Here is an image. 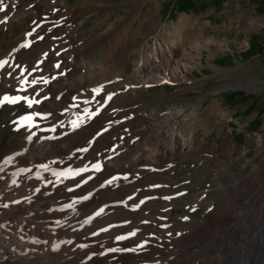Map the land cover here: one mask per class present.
I'll use <instances>...</instances> for the list:
<instances>
[{"label":"rangeland","instance_id":"374dc122","mask_svg":"<svg viewBox=\"0 0 264 264\" xmlns=\"http://www.w3.org/2000/svg\"><path fill=\"white\" fill-rule=\"evenodd\" d=\"M57 1L62 3L65 11L69 13L75 11L76 14L79 11L77 7L86 0ZM105 1L95 3L97 5L92 3L93 5L88 6L89 8L87 7L81 14L88 26L85 30L90 36H95L94 38L87 36V32H83L82 36L77 35L78 38L76 36L73 42L71 38L66 39L62 35L61 27L71 24V28L76 31L81 22L72 18L66 22L50 20L51 22H45L46 25L44 22L39 24L38 32L40 30L44 32L41 34L43 38L38 35L36 38L34 34H29L23 41L15 42V45L0 57V90L3 94L5 93L4 96L8 95L13 100L15 97L10 88L12 81L26 76L25 72L31 69L30 60L32 65L36 53L39 52L37 47L45 44L44 41L46 42V51H42L44 54L51 48L52 51L60 49L59 60L66 65L72 63L71 70L68 68L59 70V81L62 82V76L69 81L62 82L67 89H71L75 76L98 80L97 84L82 82L83 85L72 92L68 100L66 99L67 89L55 94L53 107L44 109V113L43 110L36 113L33 120H30L37 131L32 129L33 138L35 137L36 141L45 139L47 134L43 131L47 128L45 124L50 123L56 128L60 127L56 134H52L54 135L51 139L53 145L67 142L72 139L70 137L87 127L89 130L87 129V134L85 133L83 139L78 141L74 149L69 150L70 154H68L71 158L68 163L62 161L59 155L54 157L59 158L57 165L62 167L56 165V178L53 177L52 182L50 180L49 183L47 182L51 190L46 194V198L50 199L52 204L46 210L38 212V217L46 216V221L43 219H39L40 222L37 221L45 232L50 229L47 232L48 242H41L40 238L33 240L29 238L25 243H30L28 244L30 246L35 242L34 244H38V252L44 250L50 253L48 258L53 259L52 264H81L82 262V264H90V256L105 249L107 259H110L109 256L128 258L135 253L149 251L154 246L157 247L153 249L152 252L155 251L153 255L147 252L138 255L137 259L128 263L111 260L101 264H143V262L145 264L147 261L152 264H256V249L260 250L261 247V251H264V242L258 245L264 240V221L257 220L253 226L242 229L247 226L244 225L242 230L234 228L231 235L235 236H230L228 243H224L223 246L218 247L214 239L222 235L225 229V216H222L223 212L217 216V206L221 200H226V197L230 200L238 196L241 202L235 203V208L231 206L230 210H233L232 214L239 216L241 207L248 204L242 201L244 200L242 184L247 180L246 173L252 169L253 165L264 161V0H194L190 7L182 10L177 6L176 0ZM23 5L27 10L38 12L41 1L18 0L15 6L19 9ZM3 8L4 10L0 11V24L4 23L5 16L10 11V0L3 2ZM182 17L185 18L184 23L180 21ZM124 28H127V33L140 34L141 36L136 39L138 41L143 39L142 44L150 52L156 50L167 56L174 46L179 47L189 56L185 62L188 60L191 66L187 64L188 67L183 69L179 66L178 68L176 63H170L172 72L161 82H147L137 86V100L130 94L126 95L127 87L122 84L126 75L119 69L112 73V76L109 73L97 72L94 66H90L86 71L88 68L83 66L81 60L103 65L104 69L101 57H104V53L106 55L109 48L110 51L118 48L115 45L117 39H114V36L116 32ZM143 29H151V33L143 36ZM252 36H256L255 39L262 46V50L260 53L247 55L251 45L256 47ZM21 44L30 45L22 47ZM135 47L136 44L128 45L123 50H118V53L125 54L127 50H133ZM70 56L74 62L71 61ZM107 59L110 60L109 57ZM3 60L7 62L9 60L12 65L2 66ZM253 60H259L263 69L245 76L218 74L247 65ZM43 61L46 71L52 67V57L43 58ZM103 75L106 76L105 79ZM45 77H48V74ZM248 81H254L256 86L239 84V82ZM30 84L31 80H25L24 85L31 87L32 84ZM44 87L50 93L49 86ZM114 91L116 94L113 93ZM234 91L237 92L233 93ZM131 98L134 100L132 101ZM166 110L170 113L182 110V115L173 120L172 124L176 123L180 127L183 123L184 132L193 134L194 141L198 142L197 144H200L203 149L202 160L198 159L201 156L198 149L188 152L185 150L184 153H174L170 156L162 154L161 159H141V150L153 148L155 129ZM148 113H151L152 117ZM60 115L63 119L65 118L64 123H61ZM148 118H151L150 121L155 124V127H149ZM26 120L23 114L13 109L12 116L7 118L5 127L2 129L13 134L17 128L25 125L23 123ZM90 125H94L93 128H100V134L93 135ZM103 130L106 132L104 133ZM165 141L167 142V138ZM226 142H229L232 149L224 147ZM176 146L180 147V144ZM135 151L140 153L137 154ZM97 163L101 167L99 171L95 168ZM114 163L120 167H114ZM22 187L21 189L25 191L26 188H33V184L27 182ZM92 188H95L94 191ZM73 191L76 194H73ZM70 195L73 197L71 198ZM68 218L69 220L66 221ZM207 224H214L217 229L212 233V228L206 227ZM60 228L64 231L62 232ZM236 236L238 237L235 238ZM195 240L202 241L204 244L202 249H207L201 253L189 251V243ZM43 243L46 245L45 248ZM83 243H85L84 247ZM165 245L170 246L169 252L160 250V255L158 249ZM91 250L94 251L91 253ZM261 251L259 257L263 255ZM142 255L143 258H141ZM260 264H264V258Z\"/></svg>","mask_w":264,"mask_h":264},{"label":"bare ground","instance_id":"6f19581e","mask_svg":"<svg viewBox=\"0 0 264 264\" xmlns=\"http://www.w3.org/2000/svg\"><path fill=\"white\" fill-rule=\"evenodd\" d=\"M40 1H41V8H39L40 10L38 12H35V11H32V10L25 9V6L24 5L21 6L18 9V8H16L17 6H15L16 3L18 2V0H10V11L6 14L5 21H4V23H2L3 25L0 24V57L4 56L6 54V52L10 49V47H12V46L15 45V42L16 43L18 41L20 42V40L23 41L24 39H26V37L29 34L30 35H33L34 34L35 37L37 35L39 37L42 36V38H43V35H41V34H43L44 32L42 30H40L38 32L39 24L40 23L43 24L42 22H44V23L47 22V21L49 22L50 20L51 21H53V20L54 21H57V20L60 21L61 20V21H65L66 22V20H71V18H72V19L77 20L78 22H81L80 27L79 28L77 27V30L76 31L71 28V24H67V25H63L62 24L63 25L61 27L62 28V30H61L62 35L65 36L66 39H70L71 38V40L73 42L75 41L76 36L77 35L80 36L81 34H83V32L84 33L87 32V34H88L87 36H90L89 33H88V31L85 30L86 27L88 29V26H87L86 21L83 19L84 16H82L81 14H83V11L88 6L93 5L95 3H98V2L104 3L105 0H86L83 3H81L79 7H77V10H79V11H77L76 14H75V11L73 13H69V12L65 11L64 7H62V3L58 2L57 0H40ZM3 2H5V0H3ZM105 2H107V0ZM95 5H97V4H95ZM104 6H105V4H104ZM2 16H4V15H2ZM180 21H182L184 23L185 18L182 17L180 19ZM45 25H46V23H45ZM53 25H54V23H53ZM95 26H96V24H95ZM126 30H127V28H124L121 31L116 32V34L114 36V39H117V40H115L116 41L115 45H117L118 48H116V50H114V51H110V48H109L108 49V52L106 53V55L104 53V55H103L104 57H101L102 58V61L104 63V69L102 67L103 65L101 66V65L96 64L94 62H92V64H91V62L86 63L84 60H81V61H83L82 62L83 66H86L88 68L86 71L89 70V67L90 66H94V69L97 72H99V73L101 72L102 74L103 73H105V74H108L109 73L112 76V73H114L117 69H119L122 74H125L126 75L125 79H123L124 81L122 82L123 86H126L127 87L126 95L127 94H130L135 100H137V98H138L137 97V94H136V88H137V86L139 87V85L144 84V83H147V82H151V83L161 82L162 79H164L166 76H168V74H170L172 72V69H170V66H171L170 63H176L177 67L179 66L180 68H183V69H186L188 67V65H189V67L191 66L188 63V60L185 62V60L188 59L189 56L187 55L186 52L183 53L182 52L183 50H181L179 47L173 45L174 46L173 49L171 50V52L167 56L161 54V52L158 53L156 50H155V52H150L147 49V47H145L142 44L143 43V39H139V41L136 39L137 37L141 36L140 34L127 33ZM150 30L149 29L144 30L143 36H145L149 32L151 33ZM59 32H60V30H59ZM96 36L99 37V35H96ZM90 37L91 38H94L95 36L94 37L93 36H90ZM77 38H78V36H77ZM100 40H101V38H100ZM119 40L121 41L120 43L118 42ZM64 41H66V40L64 39ZM78 41H80V40H78ZM69 42H71V41H69ZM106 42H108V41H106ZM44 43L46 44L45 41H44ZM64 43H66V42H64ZM25 44H26V42H25ZM45 44H40L39 47H37V50L39 52L36 53V55H35V57H34V59L32 61V65H30V63H31V60H30L29 67L31 69H29V70H27L25 72L26 73V76H23V78L19 77V78L14 79L12 81V84H11V87L10 88L13 90V96L15 97V99L13 100L8 95L4 96L5 93L3 94L1 92V90H0V264H52L53 263L51 261L53 259L50 260V258H48V256H49L50 253L48 254L44 250H42V251L40 250V252H38L39 251V249L37 247L38 244L36 245V244H34L35 243L34 242L30 246H28V244H30V243H28V242L25 243V242L29 238H31V240H33L35 238H40L41 239V242H46L48 240V237L49 236L47 235V232H48V230H50V229H48L49 227L47 228L48 229L47 232H45V229H43L42 228V225L39 224L37 221L39 219H43V221L44 220L46 221V216H43V218L42 217H38V212L39 211L46 210L48 208V206H50V204H52L51 203V200L48 199V198H46V194L51 190L50 185L48 184L49 183L48 181L50 180L52 182L53 177H55L56 167L57 166L58 167L59 166L62 167V165H57V162H58V159L59 158L57 159V158H54V157H56L57 155H59V157H60V159L62 161H65V162L68 163L70 161V158H71L70 155H69L70 154L69 153V150H71L75 145H77L78 144V141H80L81 139H83L85 133L87 132V129L89 128V127H87V129H85V130H83L81 132L76 133L73 137H70L72 139L68 140L67 142H61L58 145H53L51 139H52V136H54V135H52V134H54V133L56 134L57 129L60 130V127L56 128V126L54 124H50L49 123L47 125L45 124V127H47V128L45 130H43V131H46V133H47L46 135H48V136L45 135V137H44L45 139L42 138L40 141H39V139H37V141L34 140L35 137L33 138V133H34L35 129L33 128V124H32L33 122H31L30 120H33L34 116L37 115L36 113L42 112V110H43V113H44V111H45L44 109H49L51 106L53 107V104H54V101L53 100H54L55 94H57V93H59V92L64 91V90L67 89L62 82H67L68 79L66 77H63L62 76V79H61L62 82H60L59 81V70L62 69V68H68L70 70L72 69V63H71V65H66L65 63H62L59 60L60 57L58 55H59L60 49L53 50L52 51L51 50L52 48H51L50 49L51 51L49 50L46 54H44L42 51H46L45 50L46 49V45ZM78 44H80V43H78ZM113 44H114V42H113ZM135 44H136V47H137V48L135 47L136 50H135V48L133 50H130L129 49V50H127L125 52V54H123V52H122V55H119L118 50L121 51L126 46H128V45L129 46H132V45H135ZM21 45H23V44H21ZM28 45H30V44H27V46ZM47 45H49V44L47 43ZM52 46H53V44H52ZM105 46H106V44H105ZM128 48H130V47H128ZM55 49H57V48H55ZM62 49H63V47H62ZM101 50H102V48H101ZM81 51H83V50L81 49ZM21 54H23V53H21ZM29 55H31V54H29ZM17 56H19V55H17ZM47 57H50V58L52 57L53 64H52V67L51 68L49 67L50 69H48L46 71V69L44 67L43 58L46 59ZM108 57L110 58V60L107 59ZM26 58H27V56H26ZM9 59H11V58H9ZM70 59H71L72 62H74V60H73V58L71 56H70ZM19 61H18V63H19ZM25 61H27V60H25ZM47 61H48V59H47ZM87 61H88V59H87ZM182 61H183V63H181ZM13 64H14V62H13ZM9 65H12V64H10V61L9 60H8V62L7 61H4V60L2 61V66L7 67ZM57 65H59V67H57ZM10 67H12V66H10ZM20 67H21V65H20ZM262 69L263 68L261 66L260 61L259 60H253V61H250L247 65H241V66H239L236 69L226 70V71L220 72L218 74L220 75L222 73L223 75L224 74H227V75L245 76L246 74L248 75L249 73H252V72H259ZM78 72H80V71H78ZM47 74H48V77H45ZM30 75H33V76H30ZM97 76H99V75H97ZM16 77H18V76H16ZM105 77L106 76H104L103 79H105ZM25 80H31V84H32V85L30 84L31 87L24 85ZM2 81H3V79H2ZM4 81H6V80H4ZM7 81H8V79H7ZM44 81H47V82L45 83ZM73 82H74L73 83L74 85L72 84L71 89H67L66 90L67 91V93H66V99L67 100L70 97V94L72 92H74L75 90H77L78 88H80L83 85L82 82L92 83V84L93 83L95 84V82H96V84H97L98 80H96V79L88 80V79L82 78L80 76H75L73 78ZM2 83H4V82H2ZM239 84H242V85H245L246 84L249 87H255L256 86V84H255L254 81L253 82H251V81H248V82H239ZM46 85L49 86L50 93L45 89L44 86H46ZM257 85H258V83H257ZM85 87H87V86H85ZM115 89H113V90H115ZM113 93L116 94L115 91ZM5 97H7V99H5ZM17 98H19V99H17ZM134 99H132V101ZM29 101L32 102L31 106H29ZM74 101H75V99H74ZM104 101H105V99H104ZM71 102H73V101H71ZM99 103H100V101H99ZM61 104H63V103H61ZM12 108L14 109V111H15V109H17L21 114H23L25 116V118H27V120L25 121V123H23L25 125H22V127L20 126L21 128H17V131L15 133H13V134H12V132L9 133L7 130L2 129V127H5V121L7 120V118L10 115L12 116V113H13V109ZM181 113H182V110H178L177 112L175 111V113H173V112L170 113L169 111L166 110V112L164 114V117L161 118L158 121V124H157L158 126L155 129V135L156 136H154L155 137L154 138V144L152 145L153 148L150 147L152 150L150 148L141 150V154H140L141 159L142 158H144V159H147L148 158L149 160H151V159H159V158L161 159L162 158V154H164L165 156H170V155H173L174 153L179 154V153H181V152H183L185 150L188 152V151L193 150V149H194L193 151H195V149L196 150L198 149L197 150L198 153L201 154V156L198 159L199 160H202L203 159V156H204L203 149L201 148L200 144H197L198 142L194 141V139L192 137L193 134H188V133L184 132V130H183V123L181 124L180 127H178L177 126L178 124L176 125V123L172 124V121L173 120L177 119V117H179V115H182ZM39 114H41V113H39ZM111 114H113V113H111ZM148 114H149V116L152 115L151 113H148ZM42 116H44V115H42ZM83 116H85V115H83ZM90 116H89V118H90ZM102 116H103V114H102ZM48 117H47V119H48ZM59 117L62 118L61 115ZM16 118L14 120H16ZM74 118H75V116H74ZM105 119H106V117H105ZM150 119L151 118H148L147 119V121H148L147 124L149 125V127H153V126L155 127V124H152V122L150 121ZM24 120H22V121H24ZM90 120H92V118ZM95 121H96V119H95ZM64 122H65V118L64 119L62 118L61 123H64ZM178 122L181 123V121H178ZM59 123H60V121H59ZM99 123H100V121H99ZM113 125L115 126V124H113ZM113 125H111V126H113ZM53 126H55V127H53ZM93 126H91L92 127L91 128V132L93 133V135H95L96 133H99L100 134V128L97 127L98 128V131H97L96 130L97 128H93ZM116 126H117V124H116ZM49 127H50V129H49ZM35 128L37 129L38 127H35ZM75 128H76V126H75ZM80 128H82V127H80ZM107 128H109V127L107 126ZM32 129H34L33 132H32ZM106 130H105V132H106ZM118 130H120V128ZM69 131H71V130H69ZM35 132H37V131H35ZM103 132H104V130H103ZM70 133H68V134H70ZM88 133H89V131H88ZM120 133H121V131H120ZM122 134H124V132ZM148 135H151V133H148ZM64 137H65V135H64ZM102 137H104V136H102ZM165 138H167V142L165 141ZM59 140H60V138H59ZM125 140H126V138H125ZM121 142H123V141L121 140ZM176 144H180V147H177ZM108 145H110V144H108ZM224 147L232 149V146L229 144V142L224 143ZM106 149H108V148H106ZM115 149H117V148H115ZM84 150H85V148H84ZM110 153H112V152H110ZM138 153H140V152H138ZM85 154H87V153H85ZM115 154H117V153H115ZM81 158H82V156H81ZM127 161H128V159H127ZM127 161L125 163H127ZM82 163L83 162H81V164ZM104 165H106V164H104ZM122 165H123V163H122ZM114 167H118L119 168L120 166L114 163ZM58 172H59V169H58ZM246 175H247L246 176L247 180H246V182H244L242 184L243 195H244V197H243L244 200H242V201H245L248 204H245V205H243L241 207L240 215L238 216V214H235V213L232 214L233 210H230V207L231 206L233 208H235V203L241 202V200H240V198L238 196H236V197H234L233 199H230V200H228L227 197H226V200H224V199L221 200V203L217 206V208H218L217 216L221 212H223L222 213V216H225V219H224L225 229L222 231V235H220L218 238L214 239V242H217L218 243V245H217L218 247L219 246H223L224 243H228V241L230 239V236H235V235H231L232 232L234 231V228L241 229L244 225H247L246 227L242 228V229H246V228H248L250 226H253L256 223L257 220L264 221V161H261V163L258 164V165H255V166L253 165L252 169L250 171H247ZM59 177H61V176L59 175ZM72 177H73V175H72ZM119 177H122V176H119ZM104 178H106V177H104ZM63 180H64V178H63ZM91 181H89V182H91ZM27 182H30L31 184H33V188H29V189L26 188V190L23 191V189H21V188H23L22 186L24 185V183H27ZM78 184L81 185V183H78ZM86 184H87V182H86ZM105 184H107V183H105ZM112 184H114V183H112ZM112 184H111V186H112ZM76 185H77V183H76ZM70 188H71V186H70ZM94 189L92 188L93 191H94ZM70 192H72V191H70ZM97 192H99V191H97ZM73 194H76V192L73 191ZM72 197H73V195L71 196V198ZM59 198H60V196H59ZM195 198H197V197H195ZM197 199H199V198H197ZM196 203H198L197 200H196ZM59 205H60V203H59ZM63 208H64V206H63ZM67 208H68V206H67ZM64 210H65V208H64ZM226 210H228V211H226ZM68 211H69V209H68ZM60 212H61V210H60ZM65 212H67V210ZM54 213H55V211H54ZM182 216L183 217H187V215H182ZM237 216H238V218H235ZM58 217H59V215H58ZM71 217H69V218H71ZM69 218L66 219V221L69 220ZM52 221H53V219H52ZM39 222H40V220H39ZM46 225H47V223H46ZM58 226H57V228H59ZM206 227L212 228V233L217 229V227L214 224H207ZM54 230H56V229H54ZM63 231L64 230H62V232ZM52 232H54V231H52ZM57 232H55V233H57ZM72 232H74V231H72ZM176 232H178V230H176ZM53 235H56V234L53 233ZM73 235H75V234L73 233ZM56 236H58V235H56ZM237 237L238 236H236L235 238H237ZM57 240H59V239H57ZM57 240H55V241H57ZM52 241L54 242V240H52ZM37 242H39V241H37ZM60 242H61V240H60ZM70 242H71V240H70ZM100 242H102V241H100ZM263 242H264V240H262L261 242H259L258 245L262 244ZM63 243H65V242H63ZM42 245H43L44 248L46 247V245L44 243ZM66 245H69V244L66 243ZM84 245H85V243H83V247H84ZM131 245H133V243H131ZM203 245L204 244H203L202 241L195 240V241H192V242L189 243L188 250L189 251H192V252H198L199 251L198 253H201V252H204L207 249V248L202 249L203 248ZM64 247H63V249H64ZM101 247H104V246L101 245ZM156 247L157 246H154L149 251L142 252V253H145L146 254L147 252H151L152 255H153V253L155 251L154 252H152V251ZM169 247H170L169 245H165L163 247H160V249H158V252L159 253L161 251H163V252H169ZM73 248H75V247H73ZM86 248H88V247H86ZM41 249H43V248H41ZM59 249H61V248H59ZM69 249H72V248H69ZM75 251H76V248H75ZM80 251H82V250H80ZM93 251L94 250H91V253ZM260 251H261V247H260V250L256 249V258H257L256 264H260L261 261H262V259L264 258V251L263 252L261 251L263 253V255L259 257V255H260L259 252ZM84 253H86V252H84ZM142 253H140V254H142ZM68 254H70V253H68ZM140 254L135 253V254L131 255L130 257H128V258H119L117 256L116 257L109 256L108 258H110V259H107V254H106V249H105V250H102L99 253H93L92 256H90V260L89 261H90V264H101V263H104V262L108 263L111 260L112 261L113 260H116L117 262L128 263V262H131L133 259L135 260V258L137 259L138 258L137 256L140 255ZM81 255H82V253H81ZM160 255H161V253H160ZM164 256H165V254H164ZM141 258H143V255L141 256ZM153 259H154V257H153ZM158 260H159V258H158ZM141 261H142V259H141ZM84 262H85V260H84ZM165 262H167V261H165ZM147 263H148V261H147ZM147 263L145 262V264H147ZM113 264H116V263H113ZM131 264H133V263H131ZM143 264H144V262H143ZM148 264H152V263H148Z\"/></svg>","mask_w":264,"mask_h":264},{"label":"trees","instance_id":"16d2710c","mask_svg":"<svg viewBox=\"0 0 264 264\" xmlns=\"http://www.w3.org/2000/svg\"><path fill=\"white\" fill-rule=\"evenodd\" d=\"M194 0H176V4L179 7V9H184L186 7H190L191 3ZM256 36H252V41L255 43L256 47H252L251 50L247 51V55H251L254 53H260L262 50V46L257 42V39H255ZM237 91H234L233 93H236Z\"/></svg>","mask_w":264,"mask_h":264},{"label":"snow or ice","instance_id":"6c2138e0","mask_svg":"<svg viewBox=\"0 0 264 264\" xmlns=\"http://www.w3.org/2000/svg\"><path fill=\"white\" fill-rule=\"evenodd\" d=\"M4 10V8H3V0H0V11H3ZM22 47H27V45H22ZM57 67H59V65H57ZM45 83L47 82V81H44ZM5 99H7V97H5ZM17 99H19V98H17ZM109 99H111V97H109ZM31 104H32V102L31 101H29V106H31ZM85 151H86V149H85ZM95 168H96V170L97 171H99V169H100V165H95Z\"/></svg>","mask_w":264,"mask_h":264}]
</instances>
